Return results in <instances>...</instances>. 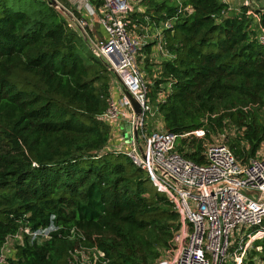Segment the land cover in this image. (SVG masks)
Wrapping results in <instances>:
<instances>
[{
    "label": "trees",
    "instance_id": "16d2710c",
    "mask_svg": "<svg viewBox=\"0 0 264 264\" xmlns=\"http://www.w3.org/2000/svg\"><path fill=\"white\" fill-rule=\"evenodd\" d=\"M59 1L76 21L47 0H0V249L54 216L51 237L40 245L26 239L8 264H79L78 252L92 261L102 253L96 264H158L181 216L145 170L110 148L113 127L101 116L115 73L84 38L81 14ZM139 6L132 29L174 21L163 32L173 58L154 66L155 75L153 45L142 51L150 103L160 127L179 135L176 151L202 165L207 145L222 140L241 163L256 158L264 148V11L253 10L257 25L248 7L231 13L223 0ZM197 130L203 138L191 134ZM241 264H264V237Z\"/></svg>",
    "mask_w": 264,
    "mask_h": 264
},
{
    "label": "built area",
    "instance_id": "2783aa9c",
    "mask_svg": "<svg viewBox=\"0 0 264 264\" xmlns=\"http://www.w3.org/2000/svg\"><path fill=\"white\" fill-rule=\"evenodd\" d=\"M56 1L59 10L60 7L66 9L59 0ZM140 1L104 0V5L99 8V23L107 39L95 41L88 38L95 54L109 64L121 79L126 92L142 108V115L137 116L127 97L119 105L110 100L101 119L110 124L122 121L132 124L131 141L125 138L110 148L126 154L145 170L155 188L167 195L181 216V227L174 235L170 256L158 264H227L229 257L233 258L234 264L236 261L241 264L252 243L264 237V153L243 164L222 140H218L207 145V162L200 165L176 151L179 135L164 130L148 132L146 117L155 116V111L149 98L150 82L144 79L138 56L148 44L149 36L148 33L138 35L137 27L132 29L130 26V17L135 8L140 7ZM239 1L242 7L249 8L248 15H256L253 10L260 6L255 5L254 0ZM67 15L71 17L70 12ZM257 19L259 25L260 19ZM77 24L87 36L88 25L83 20L77 21ZM173 24V20H168L158 28L164 32L165 29H172ZM258 41L264 46V27L261 25ZM159 46L171 60L173 55L165 48L163 33ZM135 130L138 131V138L134 134ZM191 134L203 138L205 132L197 130ZM243 190L257 191L260 196L252 197ZM50 227L58 229L53 219L47 227L35 231L26 228L9 237L0 249V264H8V260L15 257L17 247L26 239L31 245L43 244L56 230L49 232L47 239L44 235L33 238V234L43 233ZM19 238L14 253L10 254L6 245L10 239ZM78 254L75 259L79 264H96L104 256L102 253L94 254L92 261L90 254H83L81 259Z\"/></svg>",
    "mask_w": 264,
    "mask_h": 264
},
{
    "label": "crops",
    "instance_id": "0c3cea01",
    "mask_svg": "<svg viewBox=\"0 0 264 264\" xmlns=\"http://www.w3.org/2000/svg\"><path fill=\"white\" fill-rule=\"evenodd\" d=\"M223 1L225 4L229 6V10L231 13H239L242 9V3L239 0H223ZM254 1H255L254 4L255 5L257 4V6L264 5V2L261 3L263 0H254ZM67 2L70 4L72 8H74L81 14L83 21L88 25L89 31L93 34L92 36L93 38H91L90 36L89 38L95 41H98V40L103 41L107 39V35L105 31L103 30V28L101 27L99 23V8L97 9L95 6L90 4L88 0H67ZM135 9L137 10L136 12L142 11L140 8H135ZM68 12L70 11L68 10ZM70 14H71L72 19L75 20L73 13L70 12ZM257 17H258L257 15L254 16V21L258 25L259 22H258ZM143 30H145L148 33L147 35L149 36L147 43L150 45H153L150 58H155L157 60V64L155 67L157 69H160V64L168 60L165 53L162 51V49L159 46L160 36H161V33H163V30L161 28L154 27V26L143 28ZM155 67L153 68L155 69ZM111 95H112L111 100L119 105V102L123 100L124 97H126V90L124 86L122 85V83L121 85H118L116 80L114 81L113 86H112ZM154 111H155V115H157L158 114L157 109H154ZM160 120L162 121L161 117H160ZM123 123L124 122L122 121L119 123L111 124L113 127L112 128L113 137H112V140L110 141V147L124 141L125 135L121 129V126L123 125ZM259 153H262V151H260Z\"/></svg>",
    "mask_w": 264,
    "mask_h": 264
},
{
    "label": "rangeland",
    "instance_id": "374dc122",
    "mask_svg": "<svg viewBox=\"0 0 264 264\" xmlns=\"http://www.w3.org/2000/svg\"><path fill=\"white\" fill-rule=\"evenodd\" d=\"M264 2V0L261 2V3H263ZM67 15V14H66ZM69 17V16H68ZM70 18V17H69ZM70 21V23L72 22L71 20H69ZM130 30H131V28H130ZM136 33L138 34V35H140V36H144L145 34H147V32L146 31H144V33H143V31L142 30H139V28H137V30H136ZM146 55V54H145ZM146 57L144 56V53H143V51L139 54V56H138V60H139V62H140V67H141V69H142V72H143V74H144V79H145V81H147V82H150V84L149 85H152V83H153V81L151 80L152 78H151V76L154 74L155 75V71L156 70H154V68H152V72H150L148 69L147 70H145L143 67H144V64H143V62L146 60L145 59ZM150 63L153 65V67L154 66H156V64H157V60L155 59V58H150ZM152 74V75H150V73ZM115 80H116V82H117V84L118 85H121V83H120V81H118L117 80V78H115ZM146 123H147V127H149V129H152V130H164V128H162V127H160L161 126V121H160V116L157 114V115H155V117H152V116H148V119L146 120ZM262 151V153H264V148L261 150ZM239 237V236H238ZM237 237V238H238ZM234 239V238H233ZM232 239V240H233ZM19 242H20V238L19 239H10V241L8 242V244L6 245V249L10 252V254H12V253H14V251L13 250H15V248H16V245L17 244H19ZM251 249V248H250ZM170 252V251H169ZM169 252L166 254V255H164V257L162 258V259H165V258H169ZM161 259V260H162ZM226 262H227V264H233V258L232 257H229L228 258V260H226ZM235 264H238V262L236 261V263Z\"/></svg>",
    "mask_w": 264,
    "mask_h": 264
},
{
    "label": "water",
    "instance_id": "95a60500",
    "mask_svg": "<svg viewBox=\"0 0 264 264\" xmlns=\"http://www.w3.org/2000/svg\"><path fill=\"white\" fill-rule=\"evenodd\" d=\"M48 2H49L50 5L53 6V7H56V8L59 7V4H58V2H57L56 0H48ZM60 9H61V11H62L63 13L68 14V11H67L66 9H64V8H62V7H60ZM258 10H259V11H264V5H263V6H260V7L258 8ZM81 32H82L84 38L87 40L88 38L86 37V35L84 34V32H83L82 30H81ZM115 76H116V75H115ZM116 78L118 79V81H120V82L122 83L121 79H120L118 76H116ZM126 97L129 99L131 105L133 106L136 115H137V116H141V115H142V108H141L140 104H139V103L136 101V99H135L131 94H129L128 92H126ZM131 128H132V124H131L130 122H124L123 125L121 126V129H122V131H123V133H124V135H125V138H126V140H128V141H131V138H132V137H131ZM134 134H135L136 138H138V131H137V130L134 131ZM243 192L246 193L247 195H250V196H252V197H256V198H257L258 196H260V193L257 192V191L243 190ZM259 249H261V248H259Z\"/></svg>",
    "mask_w": 264,
    "mask_h": 264
},
{
    "label": "clouds",
    "instance_id": "9594fccd",
    "mask_svg": "<svg viewBox=\"0 0 264 264\" xmlns=\"http://www.w3.org/2000/svg\"><path fill=\"white\" fill-rule=\"evenodd\" d=\"M52 219H55V217L53 216ZM54 230H56L54 227H50V228L46 229L43 233L38 232V233L33 234V238H35L38 235H44V237L47 239V238H49L48 233L51 231H54Z\"/></svg>",
    "mask_w": 264,
    "mask_h": 264
}]
</instances>
